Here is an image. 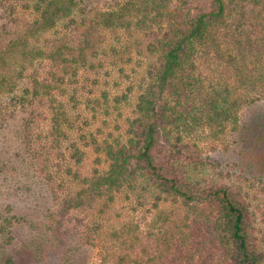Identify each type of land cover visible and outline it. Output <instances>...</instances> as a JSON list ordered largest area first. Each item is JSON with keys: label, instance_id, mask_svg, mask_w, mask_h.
<instances>
[{"label": "trees", "instance_id": "trees-1", "mask_svg": "<svg viewBox=\"0 0 264 264\" xmlns=\"http://www.w3.org/2000/svg\"><path fill=\"white\" fill-rule=\"evenodd\" d=\"M122 30L149 37L152 62L127 132L116 138L111 134L107 139L114 141L103 144L93 139L106 155L108 169H96L70 191L66 177L80 176L66 163L64 142L67 128L76 123L57 97L68 94L83 70L100 67L91 60L107 55L102 51L107 35L119 38ZM50 32L48 76L35 73L32 90L16 94L27 65L46 56L39 44ZM78 92L71 98L75 108ZM103 98L108 110L109 95ZM45 100L50 101V118L29 110ZM259 101H264V0H0V126L27 111L33 116L27 132L38 117L51 121L47 133L40 131L37 138L27 133L42 171L49 172V185L62 192L55 193L59 201L49 213L47 234L60 248L72 241L96 246L100 264H264V231L255 224L248 197L235 185L201 179L198 158L188 155L191 144L182 131L192 132L199 121L221 125L224 131L230 124L244 134L242 143L254 140L264 147V113L247 120L241 114ZM87 103L102 102L91 98ZM81 139L90 145L85 134ZM151 191L155 207L172 202L183 209L170 210V219L147 239L138 224L110 232L96 221L80 230L85 219L79 216L74 224L76 212L100 216L124 194H140L144 203ZM101 204L105 207L99 211ZM3 218L11 226L18 220L0 210V222ZM7 231L1 224L0 236ZM69 261L66 257L64 263ZM0 264L17 263L0 249Z\"/></svg>", "mask_w": 264, "mask_h": 264}, {"label": "rangeland", "instance_id": "rangeland-1", "mask_svg": "<svg viewBox=\"0 0 264 264\" xmlns=\"http://www.w3.org/2000/svg\"><path fill=\"white\" fill-rule=\"evenodd\" d=\"M30 12L31 18L35 17L32 11ZM59 30L65 32L63 26L59 27ZM117 35L119 38L115 34L107 35V42L102 49L103 52L104 49L108 51L107 55L102 53L99 58L91 60L100 67L83 70L79 79H76V84L69 86L68 94L64 97L58 94L57 97L67 104L76 123L75 128H67V139L64 142L66 163L80 176L66 177L70 191L80 187L81 178L92 176L96 169L102 172L108 169L106 155L97 150L93 139L96 138V141L103 144L111 134L116 138L123 137L127 132L128 119L134 115L146 69L149 62H152V57L147 52L149 37H146L144 32L131 35L122 30ZM53 37V32H50L42 38L39 46L44 48L47 54L27 65L25 78L16 94L23 95L26 89L32 90L31 78L35 73L38 72L41 77L48 76L52 66L48 56L53 51ZM35 45L37 44H32L33 47ZM115 47L119 51L116 55ZM130 47L131 50H128ZM141 49H144L145 53L141 52ZM17 67L20 69L21 65L17 64ZM97 78L100 81L95 83ZM76 89H79L77 108L71 100ZM104 93L109 95L111 105L108 110L105 108ZM91 98L102 103L97 106L87 103ZM30 109L39 110V113L44 111L47 118L51 117L49 100L45 104L36 101ZM258 112L264 113V101L245 108L241 114L247 120ZM30 114L29 111L18 112L16 118H11L0 126V210L8 218L11 215L18 217V220H13L12 226L5 218L0 222V228L1 224L8 228L7 233L0 236V249H6L17 264H66V257L70 258L67 264H100L101 250L96 246H82L77 241H72L73 243L60 248L50 240V233L47 234L49 213L55 211L59 201L55 199V193L58 192L62 196V192L54 185H49V172L42 171V160L37 158L36 151L34 152L36 146H30L31 141L27 136L29 132L34 133V136L40 131L47 133L46 131L51 130V121L38 117L31 131L27 132L26 126L33 118ZM241 121L243 122V119ZM230 126L229 124L224 131L221 125H203L199 121L192 132L183 129L184 141L191 144L188 155L198 158L201 179L241 188L250 201L255 224L264 231V147L255 144L254 140L248 146L242 143L241 137L244 134L237 133ZM81 134L86 135L90 145H85L86 141L81 139ZM65 191L67 193V187ZM152 195L153 191L147 199L142 200L144 203H141L140 194H124L108 208L107 213L100 216L96 213V217H88L90 212L87 211L74 213V224L77 223V216L85 219L84 225L79 226L82 231L88 230V226H93L94 221L104 224L106 232L125 224H138L137 228L144 239H147L149 232L154 234L165 225L170 210L183 209L179 204L172 202H161L159 208L155 207ZM104 207L101 204L98 210ZM163 211L167 212L166 215H162ZM151 242L153 244L154 240Z\"/></svg>", "mask_w": 264, "mask_h": 264}]
</instances>
